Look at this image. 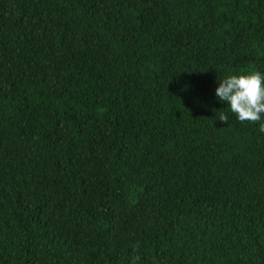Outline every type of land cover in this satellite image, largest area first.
<instances>
[{
  "label": "trees",
  "instance_id": "16d2710c",
  "mask_svg": "<svg viewBox=\"0 0 264 264\" xmlns=\"http://www.w3.org/2000/svg\"><path fill=\"white\" fill-rule=\"evenodd\" d=\"M250 70L264 0H0V264H264Z\"/></svg>",
  "mask_w": 264,
  "mask_h": 264
},
{
  "label": "clouds",
  "instance_id": "9594fccd",
  "mask_svg": "<svg viewBox=\"0 0 264 264\" xmlns=\"http://www.w3.org/2000/svg\"><path fill=\"white\" fill-rule=\"evenodd\" d=\"M214 98L226 104L240 122L259 123V130L264 132V72L250 70L217 79ZM218 119L228 122L226 114Z\"/></svg>",
  "mask_w": 264,
  "mask_h": 264
}]
</instances>
